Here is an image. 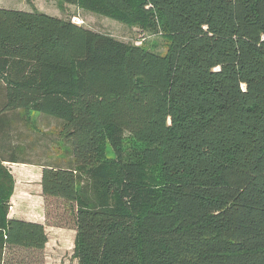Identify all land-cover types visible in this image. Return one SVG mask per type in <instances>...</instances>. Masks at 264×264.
<instances>
[{
	"label": "trees",
	"instance_id": "1",
	"mask_svg": "<svg viewBox=\"0 0 264 264\" xmlns=\"http://www.w3.org/2000/svg\"><path fill=\"white\" fill-rule=\"evenodd\" d=\"M55 1L142 30L157 16L168 46L0 8V264H45L44 225L8 217L2 165L29 111L68 143L40 188L77 264H264V0Z\"/></svg>",
	"mask_w": 264,
	"mask_h": 264
},
{
	"label": "rangeland",
	"instance_id": "2",
	"mask_svg": "<svg viewBox=\"0 0 264 264\" xmlns=\"http://www.w3.org/2000/svg\"><path fill=\"white\" fill-rule=\"evenodd\" d=\"M0 7L26 11L35 10L48 15L69 19L88 29L109 34L120 41L138 46L142 45L144 48L158 54H164L168 46L167 38L157 16L153 17V22L156 24H153L151 27L155 25L154 29L142 30L136 25L127 26L113 19L105 18L87 12L79 7L60 3L55 0H0ZM27 117L30 120L29 127L28 124L19 123V125L14 128L15 132L21 131L24 136L26 134L24 139L19 142L23 144L26 152L22 153L23 156L30 159V161L36 165L52 164L57 160V162L64 164L63 161L69 158L67 152L69 147L68 143L64 142L58 135V121L52 117L33 111H29ZM27 134H31L30 138ZM29 141H31V143H29ZM29 144H32V147L26 149V146ZM20 148L22 147L20 146ZM122 151L124 157L133 156L135 152L138 151V146L133 140L125 137ZM31 152L33 154H31ZM105 158L108 160L115 158L108 144L105 148ZM36 174H38V172L31 173L32 179L36 180ZM54 203L53 200L49 202L51 213H54L57 208L54 206ZM74 236L72 232L68 230L49 231L50 241L43 253L44 257H46L44 258L45 264H77L75 259L72 258Z\"/></svg>",
	"mask_w": 264,
	"mask_h": 264
},
{
	"label": "crops",
	"instance_id": "3",
	"mask_svg": "<svg viewBox=\"0 0 264 264\" xmlns=\"http://www.w3.org/2000/svg\"><path fill=\"white\" fill-rule=\"evenodd\" d=\"M18 138H20V135H17V132L13 131L10 134L8 142L10 143L11 147L16 145L23 146L22 143H19L22 141V139L18 140ZM22 149L23 148H20V153L18 155H14V162L4 161L2 163V165L10 171L14 178V189L9 200L8 217L44 225L45 232L48 237V242L46 243L44 249L45 252L50 241L49 231L68 230L72 232L73 236L76 234V232L74 228H60L46 224L44 198L41 195L40 188L41 166L39 164H34L32 161H30V159L24 157L21 152L23 151ZM6 154L8 153H3L1 155L7 157ZM31 154L33 153L31 152ZM32 172H38V174H36V180L32 179Z\"/></svg>",
	"mask_w": 264,
	"mask_h": 264
}]
</instances>
